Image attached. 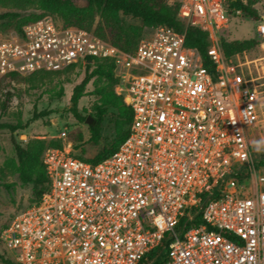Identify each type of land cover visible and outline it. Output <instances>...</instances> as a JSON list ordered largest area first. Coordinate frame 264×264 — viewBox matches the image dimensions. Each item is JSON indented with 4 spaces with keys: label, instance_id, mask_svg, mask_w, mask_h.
<instances>
[{
    "label": "built area",
    "instance_id": "2783aa9c",
    "mask_svg": "<svg viewBox=\"0 0 264 264\" xmlns=\"http://www.w3.org/2000/svg\"><path fill=\"white\" fill-rule=\"evenodd\" d=\"M177 18L207 33L208 65L185 29L164 24L131 52L50 16L0 39V79L111 59L115 93L132 110L128 136L103 160L45 148L48 190L0 231L14 264H139L163 241V264H264V166L249 142L264 121V90L219 45L242 11L178 0ZM254 21L264 47V19Z\"/></svg>",
    "mask_w": 264,
    "mask_h": 264
},
{
    "label": "rangeland",
    "instance_id": "374dc122",
    "mask_svg": "<svg viewBox=\"0 0 264 264\" xmlns=\"http://www.w3.org/2000/svg\"><path fill=\"white\" fill-rule=\"evenodd\" d=\"M241 1L256 11L257 19L251 16L230 19L228 28L220 35L221 38L223 37L227 41L253 37L256 27L254 20L264 19V0ZM72 2L77 7L88 6L87 0H72ZM142 2L156 7L160 4L172 5L177 3L178 0H142ZM94 8L93 22L89 25L88 30L94 33L96 31V35L110 41L111 33L114 31L105 25L102 9ZM6 11L19 12L21 16L18 19L0 21V39L9 38L13 33L18 32L16 25L19 20L31 15L50 16L56 22L64 25L61 19L49 13H44L41 8L33 7L22 10L0 5V13ZM116 23L122 30H127L138 38L153 27L144 24L138 17L122 12L117 13ZM237 55L231 57L232 62L234 64L238 62L246 63V65L236 67V73L248 79L255 78L257 74L260 75L261 79L255 80V83H261L260 88L264 90V47L254 46ZM95 65L96 63L85 66L84 63L78 62L70 66L69 69L66 68L63 72L43 78L42 84L34 89L28 87L22 81L0 79V124L19 122L23 125L27 122L24 129L17 130L13 134L6 128H0V231L17 212L32 204L35 199L32 193V184L22 183L19 178L13 139L22 147H25L26 143L32 139H44L46 143L50 140H58L61 142L62 147L71 149L72 154L89 158L99 153L104 145L107 147L111 144L114 137V125L117 120L115 109L106 108L101 124V138L97 143L90 140L88 123L85 120H76L70 109V97L75 86L94 69ZM107 87L108 84L103 78H91L85 85L83 95L77 102V111L83 117L93 118L96 114V107L100 104V96L97 90L100 88L106 89ZM6 91H9L11 95L4 106L2 102ZM42 110L49 111V114L31 120L33 113ZM61 132H65L64 137H60ZM256 141L260 143H254ZM249 142L254 158H258L264 147V121L250 135ZM4 254L5 251L0 243V264Z\"/></svg>",
    "mask_w": 264,
    "mask_h": 264
},
{
    "label": "trees",
    "instance_id": "16d2710c",
    "mask_svg": "<svg viewBox=\"0 0 264 264\" xmlns=\"http://www.w3.org/2000/svg\"><path fill=\"white\" fill-rule=\"evenodd\" d=\"M229 8L241 9L243 17L251 16L257 19V13L249 5L244 4L241 0H227ZM88 6L77 7L73 4L72 0H0V5L7 8H18L26 10L29 8H41L44 13H49L56 16L64 22V25H71L79 28L88 30L89 25L93 22V9L94 7L101 8L103 12V20L107 27H110L112 31L110 41L113 45L120 49L131 52L140 37L138 38L133 33L127 30H122L116 23V17L118 12L124 14H131L141 19V21L148 26L156 25H168L177 30L185 29V43L188 47L195 48L200 54L203 63L208 65L207 48L210 45L209 38L206 32L201 31L195 26L188 25L185 27L183 21L177 18L178 2L172 5L160 4L156 7L149 6L142 2V0H87ZM19 12L6 11L0 13V21L5 19H18L20 17ZM43 15H31L19 20L16 25L18 32L22 31V27L27 23L34 21ZM23 24V25H22ZM116 30V31H115ZM95 33H97L95 31ZM220 49L224 57L231 58L243 51L253 48L259 45V41L256 36L249 39L231 40L227 41L223 37H220ZM96 63L94 69L86 74L82 81L75 86L73 93L70 97L71 112L74 118L78 121H84L86 117H83L77 111V102L83 95V89L88 81L97 77L104 79L108 87L106 89L100 88L98 94L100 96V104L96 107V114L92 119L91 124L88 126L90 132V140L97 143L101 138V124L103 122L106 108L111 107L117 111V120L114 125V137L110 145L102 148L94 157H85L75 155L79 158L89 160L90 162H98L114 153L119 146L124 142L129 134V129L132 121V110L130 106H127L120 95H117L114 91L115 84L117 83V77L114 72V62L111 59H99L89 58L84 64L89 66ZM69 69V67L67 68ZM62 71L56 72H34L29 75H19L17 73H9L5 75L4 79L10 81H22L30 88H37L42 84V79L48 76L56 75ZM11 93L6 91L5 98L3 99V105L5 106L9 100ZM61 95V93H60ZM49 111L42 110L33 113L31 120L46 116ZM26 124L19 122L15 124L1 123L0 128H6L11 134L17 130H22L26 127ZM13 144L17 157L16 169L19 178L22 183L32 184V193L35 196L34 202L40 200L44 193L48 190V179L45 173V169L42 163V154L45 148L62 147L61 142L58 140H50L48 143L44 139H32L28 141L25 147H22L19 143L13 139ZM257 165L264 166V147L261 155L255 158ZM207 195H203L201 206H205L207 202ZM200 214L195 218L199 221ZM193 221L197 222V221ZM165 241L158 247L152 249L140 262L139 264H163L164 252H165ZM1 264H14L8 257L7 253L2 257Z\"/></svg>",
    "mask_w": 264,
    "mask_h": 264
},
{
    "label": "water",
    "instance_id": "95a60500",
    "mask_svg": "<svg viewBox=\"0 0 264 264\" xmlns=\"http://www.w3.org/2000/svg\"><path fill=\"white\" fill-rule=\"evenodd\" d=\"M85 121H86V123H88V125H90L91 122H92V119H91L90 117H87V118L85 119Z\"/></svg>",
    "mask_w": 264,
    "mask_h": 264
},
{
    "label": "clouds",
    "instance_id": "9594fccd",
    "mask_svg": "<svg viewBox=\"0 0 264 264\" xmlns=\"http://www.w3.org/2000/svg\"><path fill=\"white\" fill-rule=\"evenodd\" d=\"M254 143H257V144H259L260 142H259V141H256V142H254Z\"/></svg>",
    "mask_w": 264,
    "mask_h": 264
}]
</instances>
